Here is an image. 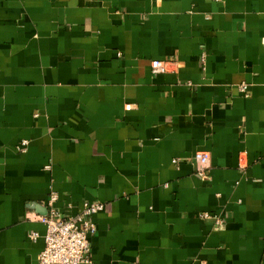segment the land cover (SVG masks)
Instances as JSON below:
<instances>
[{
    "label": "crops",
    "instance_id": "obj_1",
    "mask_svg": "<svg viewBox=\"0 0 264 264\" xmlns=\"http://www.w3.org/2000/svg\"><path fill=\"white\" fill-rule=\"evenodd\" d=\"M51 192L94 264H264V0H0V264Z\"/></svg>",
    "mask_w": 264,
    "mask_h": 264
},
{
    "label": "built area",
    "instance_id": "obj_2",
    "mask_svg": "<svg viewBox=\"0 0 264 264\" xmlns=\"http://www.w3.org/2000/svg\"><path fill=\"white\" fill-rule=\"evenodd\" d=\"M174 59L155 60L152 62V73L164 75L172 73L177 67ZM248 87L243 85L241 92L246 93ZM28 142L24 141L18 149L26 152ZM199 164L198 174L206 177L209 156L196 154ZM59 194L51 192L48 201V213L38 218L46 227L44 237L45 248L39 257L38 264H94L91 254L90 236L96 233L97 227L93 218L104 212L105 205L100 202L86 203L76 216H62L56 207ZM206 217H208L206 215ZM38 234H33L31 240L36 241Z\"/></svg>",
    "mask_w": 264,
    "mask_h": 264
}]
</instances>
